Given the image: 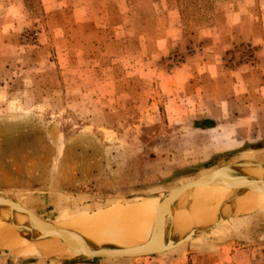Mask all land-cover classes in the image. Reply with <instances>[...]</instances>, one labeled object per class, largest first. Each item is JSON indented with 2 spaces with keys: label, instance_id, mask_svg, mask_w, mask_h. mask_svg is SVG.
Here are the masks:
<instances>
[{
  "label": "rangeland",
  "instance_id": "rangeland-1",
  "mask_svg": "<svg viewBox=\"0 0 264 264\" xmlns=\"http://www.w3.org/2000/svg\"><path fill=\"white\" fill-rule=\"evenodd\" d=\"M238 162L264 164V0H0V193L74 231ZM249 204L162 254L0 264H264Z\"/></svg>",
  "mask_w": 264,
  "mask_h": 264
},
{
  "label": "bare ground",
  "instance_id": "bare-ground-1",
  "mask_svg": "<svg viewBox=\"0 0 264 264\" xmlns=\"http://www.w3.org/2000/svg\"><path fill=\"white\" fill-rule=\"evenodd\" d=\"M250 180H256L258 185L247 188L246 185ZM211 182V179L207 178L189 185L182 193H170L155 198L145 197L139 205L133 207L115 203L107 209L81 219L74 231V221L69 229L59 228L67 233L86 234L87 237L85 236L84 239L91 248L110 245L135 246L141 241V244L148 242L155 234L184 236L193 228L206 225L211 217H213L211 221L217 222L218 214L231 209L249 212L254 208L249 203L264 202V167L262 166L248 165L231 169L226 185L211 184ZM183 195L185 200L180 201ZM8 217L11 221L7 222ZM11 222L17 224V227L12 228ZM1 228L0 246L16 255L75 256L79 254L61 237L36 240L34 220L25 212L0 206Z\"/></svg>",
  "mask_w": 264,
  "mask_h": 264
},
{
  "label": "water",
  "instance_id": "water-1",
  "mask_svg": "<svg viewBox=\"0 0 264 264\" xmlns=\"http://www.w3.org/2000/svg\"><path fill=\"white\" fill-rule=\"evenodd\" d=\"M248 165H258L264 167V164L260 163H247L238 162L229 165L222 166L220 168L211 170L195 180H192L172 191V194L182 193L189 185L201 181L203 179H211V184L226 185L229 172L231 169L237 167H244ZM258 185L256 180H250L246 187L252 188ZM0 206L8 207L15 211L27 213L35 222L34 230L37 233L39 240L45 239L46 237H61L65 243L72 249L78 251L79 255L86 258L96 257H142L150 256L155 254H162L174 249H177L187 242L193 240L199 234L204 233L209 226L196 227L193 230L181 237H166L163 234L152 235L151 239L143 244L135 246H119L110 245L103 248H91L84 237L76 232L67 233L63 232L59 227L55 226L53 222L42 217L34 210L28 208L17 199L10 197L7 194L0 193ZM38 230V231H37Z\"/></svg>",
  "mask_w": 264,
  "mask_h": 264
}]
</instances>
